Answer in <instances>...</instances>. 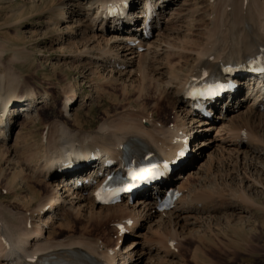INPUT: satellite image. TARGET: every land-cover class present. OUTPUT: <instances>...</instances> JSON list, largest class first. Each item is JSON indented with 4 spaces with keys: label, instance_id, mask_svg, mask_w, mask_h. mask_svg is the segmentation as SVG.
I'll use <instances>...</instances> for the list:
<instances>
[{
    "label": "bare ground",
    "instance_id": "1",
    "mask_svg": "<svg viewBox=\"0 0 264 264\" xmlns=\"http://www.w3.org/2000/svg\"><path fill=\"white\" fill-rule=\"evenodd\" d=\"M125 1L21 0L16 4L18 20L0 25L2 30L11 28V24H21L26 18L31 21L37 17L47 19L46 25L58 39L53 44L67 45L68 54L63 57L74 59L83 68L85 65L96 68L94 72L100 82L121 85L122 97L127 95L125 99L129 100L123 105L124 100H120L114 90H106L112 102L122 107L105 111L96 128L85 127L76 119L75 112L80 106L95 101L100 93L96 91L94 99L85 101L81 94L78 96V91L66 88L62 91L63 98L66 99L64 102H70V107L63 109L62 119L55 116L44 122L40 139L35 142L36 134L32 131H20L28 123L42 120V109L38 106L47 91L25 83L20 73L1 64L2 57L10 49H7V41L0 42V107L13 104L14 110L21 109L18 111V117H21L15 124L0 129V164L5 162L13 169L11 179L1 185L9 196L0 201V264H85L88 261L128 264L134 255L164 253L166 259L175 255L167 250L171 247L163 249V239L142 236L138 227L143 225L141 222L153 224L158 233L168 227L172 231L169 232L171 237L188 238L193 230L188 227L197 223L198 215H194V211L199 208H203L201 212L204 213L214 210L213 205L208 204L210 201L200 207L203 203L195 199L199 198L197 195L191 198L185 194L186 182L193 173L186 171L192 166L200 168L196 164L198 154L187 149V143L183 142L189 133L196 134V150L206 146L217 151L219 148L223 151L220 156L230 159L231 163L227 164L231 169L226 170H230L231 175H238V186L243 188L242 199L248 205L257 204L248 192L264 190V100L258 91L251 101L241 95L243 81L249 79L252 69L264 62V0H128L133 6L132 11H137V3L142 4L138 6V16L143 25L141 29L132 30L127 27L126 19L129 18L125 16L136 13L120 9ZM148 2L157 7L155 13L159 16V19H149L150 38L141 33L146 19L142 15L150 14ZM117 5L120 8L110 12ZM119 10L121 12L117 13ZM110 13L115 16L110 17ZM19 37L23 38L22 35ZM15 50L21 55L31 54L25 47L18 46ZM227 66L233 67V71L224 72ZM86 72L80 73L88 78ZM213 79L237 88L216 100L206 96L195 101L188 96L191 88L202 87ZM229 99L234 100L225 104ZM164 102L174 112L171 122L155 116ZM199 106L203 113L197 112ZM215 110H225L219 123L211 118ZM235 112L238 122H243L245 128L231 123L234 119L229 117L235 116ZM2 114L0 112V118ZM201 116L204 118L198 120ZM225 119L229 124H225ZM197 122L199 125L195 127ZM252 124L255 125L250 129ZM3 125L4 120L0 119V126ZM13 133L14 143L19 140L24 144L20 151L15 145L9 147ZM97 150L106 155V161L112 156V160L118 162V168L108 165L100 172L102 175L91 170L84 178L58 182L63 176L59 171L65 163H72V170L82 169ZM146 156L180 163L178 172L172 177H160V181L139 194L142 197L132 203L129 197L114 205L96 203L95 193L99 186L109 174L123 167L124 158L140 161ZM78 180L94 183L85 191L82 190L83 183L76 185ZM168 190L176 191L178 197L167 210H161L159 200L164 199ZM72 192L74 195L70 194ZM231 216L227 218L225 232L213 233L212 237L205 233L198 235L200 245L208 243L209 249L207 256L203 246L197 247L195 264H219L218 258L223 251L227 252L226 249L240 254L252 253L254 239L259 236L253 228V217ZM121 225L123 227L118 228ZM114 236L116 243L113 246ZM123 238L124 247L121 246ZM166 259L159 264H171Z\"/></svg>",
    "mask_w": 264,
    "mask_h": 264
},
{
    "label": "rangeland",
    "instance_id": "2",
    "mask_svg": "<svg viewBox=\"0 0 264 264\" xmlns=\"http://www.w3.org/2000/svg\"><path fill=\"white\" fill-rule=\"evenodd\" d=\"M20 2L21 0H0V25L1 26L3 24H7L10 21L14 22L18 20V17H15L17 13L16 4ZM29 6L30 4L28 3L27 7ZM178 6H181V4H179ZM46 22H47V19L45 20V18L37 17L33 19L32 21L26 18L23 22H21V24L14 25V26H12L11 24V28L7 27V29L2 28V30H0V42L7 41L8 42L7 49H10L5 53L6 55L2 57L3 59H1V64H5L7 66L9 65L8 67L13 68L15 71L18 72V74L20 73L25 83L26 82L31 83V85L37 90L47 91V94L45 95V98L43 99L44 101L39 103V106H38L39 109L40 108L42 109V111L40 112L42 114V120L40 119L39 121L35 123H28L26 127L24 128V130L20 131V132L32 131L34 134H36V136H34L35 138H33L35 142L39 141L40 139V133L42 129L44 128V125H43L44 122H47V120L52 119L55 116L56 117L61 116L60 118L61 119L63 118L64 113L62 112L64 109V105L66 104V102H64L66 101V99L63 98L64 93L62 91H64L66 88H72L73 90L78 91L79 93L78 92L77 93L81 94L83 97V99L82 98L81 99L85 101L87 100L90 101V99H94L96 97V91L97 93H100V96L97 97L95 101L91 100L88 106L86 105L80 106L75 112V115L77 114L76 119L80 120L81 126H85V127L96 128L99 125V122L101 121V119L103 118L105 111L119 110L120 107H122L121 105L119 106L112 102L111 97H110L111 95L107 94L105 92L106 90H111V91L114 90L113 92L117 94V97L120 100L121 99L124 100L123 105H126L129 102V100L125 99L127 95L125 97H122L123 92H122L121 85L114 84L112 86L110 84L109 85L105 84L102 81L100 82V80L97 79L98 74L94 72L96 68L90 65H85L83 68L81 64H78V62H76L74 59L72 60V58L67 59L63 57L64 54H68L66 52L67 49H65L67 45L66 44H61V45L53 44V42L55 40L58 41V39H56V35L54 34V31L52 32L50 31L51 29L48 28V26L46 25ZM20 35H22L23 38H20L19 37ZM18 46L25 47L26 49L29 50L31 54H28L29 56L21 55L19 51L15 50L16 47ZM14 51H15V55H12ZM81 71L86 72V74L88 75V78H85L84 74L80 73ZM75 85H77V88H74ZM107 85L109 88L111 87V89L107 88L106 87ZM96 87L98 88L97 90H96ZM245 91H247V89ZM146 102H149V101L147 100ZM67 105L68 103L66 104L65 108L67 107ZM162 105L163 106H161L158 110H156V113H157V114L155 113L156 118L159 120H163L164 118H166L167 122H171L172 118L174 117V112L172 113L167 108L165 102ZM234 114L235 116L232 115V117H229V119L231 120L234 119V121H232L231 123H234V125H236L237 127L240 126V127L245 128L246 126L242 125L243 122H238V119L236 116L238 114L236 112ZM222 116H223V113H221L220 111H215L213 113V119L214 121L216 120L217 123L221 121ZM20 117L21 116L19 115V117H16V119H19ZM223 121L226 122L225 124H229L228 119H225ZM198 125L199 123H197L195 127H197ZM254 125L255 124L250 125L249 128L253 129ZM14 133H13V137H14ZM14 139L15 137L13 139L11 138L9 139L8 141L9 147H13L15 145L17 149L15 147L14 148L17 151H20L23 148L24 144L23 142L19 140L17 144H15ZM196 145L197 143L195 142L193 144V148H196ZM196 152L199 156L198 159L196 160V164L200 168L197 169V168H194V166H192L188 168V170L186 171L188 173L189 170H192L194 174L193 173H192L193 175L189 174L191 177L188 179V182H186V185H185L186 187L185 189L189 194L186 191H185V194L191 198L198 196L199 198H195V199H200L202 200V202L200 203H203L200 205V207L209 204V205H213L214 210L210 211L209 212L210 214L201 212L203 208H199L197 211H194V215H198L197 223L194 224L193 226L188 227L189 229L193 228L194 231L191 230L192 235L190 236L191 237L194 236V237L190 238L189 236L188 238L187 237L181 238L178 236L176 237L174 233H173L174 236L171 237L170 235L171 233H169L171 230L168 227H163V229H161L162 231L158 233L157 229L154 228L153 224H151L152 225L151 226L150 224H146L145 222H141L143 225H141L142 227L141 226L138 227V230L141 228L139 231L141 232L142 236H145L149 239H154V240H157L158 238L163 239L162 243L163 242L165 243V245L164 243L162 244L163 249H167L171 247L170 249H167V250H171V252H174L175 254L172 257L167 258L171 261V264H195V261H196L195 256L197 252V247L202 248L203 246L204 248L203 251L205 252V254H207V256H208V249H209L208 243L202 244V246L200 245L201 241H199L198 235L205 233V234H208V236H210L213 233L215 234V233L225 232L227 230V225H228L227 218L231 215L234 216V218L237 216L238 217L243 216L246 218L253 217L254 219L252 218V220L255 221V224L253 225L255 227L253 228L257 229V232H258L257 235L259 236L258 238L254 239L255 241L253 243L255 247L254 249H252V253L249 252L246 254H240L238 252H233L234 250L231 252L232 249H229V250L226 249L227 252L223 251V253L220 254L218 258V262L219 264H264V190L258 189L256 190V192L255 191L248 192L249 196L253 199V201L257 203L256 205H254L253 203H249L248 205L247 201L242 199L243 192L241 189L243 188L242 187L240 188L238 186L239 185L238 175L237 174L235 175L234 173L231 175L230 170L229 171L226 170L229 168L228 164H230L231 161L230 159L228 161L227 158L220 156L222 154L220 152H223V151L219 148L217 151L216 148L214 147L206 146L203 150L202 148H200ZM227 157H229V155H227ZM238 158H241V157H238ZM222 160L224 162V166H223V162H221ZM200 165L202 166V168ZM2 168L4 169L3 172H1ZM10 169L11 167L5 162L3 165L0 164V201L4 199L3 198L4 196H9L6 190L1 189V185L2 184L4 185L6 183L5 182L6 179H9V178L11 179V176L13 174L12 172L13 169L11 170ZM229 169H231V167ZM175 173L177 172H174V174ZM230 175L232 176V178ZM23 194L25 195V193ZM218 194L219 196H221V198L218 196ZM230 194L232 195V197H230L231 196ZM235 194L238 196L239 195L241 196L238 197V196H235ZM222 199L223 200L225 199L226 202L223 201ZM243 200L245 203L243 202ZM214 201L216 203H214ZM218 204L221 205L222 207L219 206ZM35 205H36V202H34L33 206ZM111 226L112 225H110V227ZM247 228L249 229V227ZM104 230L107 231L106 229ZM199 230H200V233H197V231ZM76 231L79 234L78 229ZM159 234L163 237L159 236ZM111 236H113L112 233H111ZM210 237H212V235ZM179 239L182 241H179ZM141 241L143 242L144 240L141 239ZM115 243H116V236H114L113 242L111 244L114 246ZM123 247H124V244H123ZM176 247H180V248H176ZM153 255L154 253L150 256L134 255V259L132 261H128V264H154V263L159 264L160 261L163 262L166 259V257H164L165 256L164 253H158L157 256L156 255L153 256ZM214 261L216 262V260Z\"/></svg>",
    "mask_w": 264,
    "mask_h": 264
},
{
    "label": "snow or ice",
    "instance_id": "3",
    "mask_svg": "<svg viewBox=\"0 0 264 264\" xmlns=\"http://www.w3.org/2000/svg\"><path fill=\"white\" fill-rule=\"evenodd\" d=\"M205 76L208 75L207 72L204 73ZM221 88L223 86H220ZM192 95H208V96H215L217 95V91L216 90H212V89H209L207 90V92H199V93H190ZM181 156L184 155L183 152L180 153ZM165 168L168 167L167 164L164 165ZM130 175L133 176L134 179H148V178H152V179H155L159 176H162L163 173L159 170L158 166L153 164L149 167H140L138 169V171H130ZM112 178L109 177V180H111ZM104 189L102 188L101 191H103ZM97 198L99 199L100 198V193H97Z\"/></svg>",
    "mask_w": 264,
    "mask_h": 264
}]
</instances>
